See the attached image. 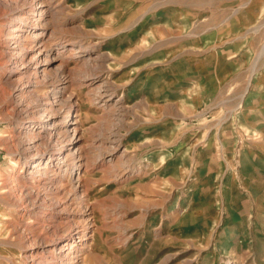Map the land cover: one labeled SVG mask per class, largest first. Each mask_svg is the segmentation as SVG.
Returning <instances> with one entry per match:
<instances>
[{
	"label": "rangeland",
	"instance_id": "obj_1",
	"mask_svg": "<svg viewBox=\"0 0 264 264\" xmlns=\"http://www.w3.org/2000/svg\"><path fill=\"white\" fill-rule=\"evenodd\" d=\"M41 6L50 12L51 44L70 41L86 52L66 50L59 57L64 73L58 72L57 62L44 77L30 79L32 87H27L20 66L8 77L10 51L5 44H14L6 31L15 23L31 38L25 25L36 22ZM237 9L245 11V33L233 28L230 16ZM230 42L240 50L233 59L241 66L237 76L212 68L232 47L219 48L214 58L211 47ZM200 56L206 64L196 71ZM212 73L219 76L215 93L193 98L192 81ZM60 77L67 82L62 101L68 99L69 104L56 114L71 112L79 137L73 149L80 150L81 168L71 174V159H61L29 173L28 157L50 152V138L42 130L60 116L47 121L55 113L46 115L42 105ZM235 77L242 78L233 86ZM256 80H264V0H0V264H82L97 244L106 246L98 235L115 233L106 221L119 210L135 208L132 215L140 205H148L156 207L158 216L162 204L169 202L177 218L188 209L193 215L198 206L204 209L211 196L203 193L200 170L196 178L194 148L216 141L230 124L235 144L246 140L231 122L240 88L246 83L247 90ZM42 114L47 117L40 119ZM28 120L33 124L27 125ZM57 156L52 153L53 159ZM220 197L214 196L218 213ZM82 212L88 247L67 260L39 256L41 243H34V237L49 243L63 236ZM172 238V245L184 248L178 244L186 243L185 236L174 232ZM177 261L171 259L170 264ZM198 263L194 259L191 264ZM254 264H264V258Z\"/></svg>",
	"mask_w": 264,
	"mask_h": 264
},
{
	"label": "crops",
	"instance_id": "obj_2",
	"mask_svg": "<svg viewBox=\"0 0 264 264\" xmlns=\"http://www.w3.org/2000/svg\"><path fill=\"white\" fill-rule=\"evenodd\" d=\"M245 7L246 4L242 9ZM239 11L237 9L230 17L233 28L237 32L241 28L245 33V11ZM214 40L212 38V44L216 43ZM230 46L232 52H228L222 62H214L212 68L215 71L220 68L222 71H234L237 76L241 66L233 59L240 50H235L233 42L222 47L212 46L211 57H217L219 48L225 51ZM195 63L196 71L206 64L201 56ZM241 78H233V86H236L237 80L241 82ZM192 82L191 87L195 88L193 98L198 94H214L220 84L219 76L215 73L203 76L201 80L195 78ZM208 84L210 91L207 90ZM240 93L231 123H235L236 131L245 134L246 140L240 145L235 140V144L230 137L233 125L230 124L221 129L216 141L209 140L194 148L196 178L200 170V178L205 179L203 193L211 196L205 208L198 206L194 215L188 209L184 216L177 218L176 214H171L169 202L162 204L163 214L158 216L154 213L156 207L148 205H140L136 208L137 214L132 215L135 208L119 210L106 221L111 223L115 233L112 237L98 235L106 246L99 247L97 244V248L83 257L82 264H170L171 259L176 258L180 262L175 264H191L194 259L199 261L198 264H254L264 258V80L249 82L247 90L245 83ZM236 146H239L238 149ZM216 195H222L219 202L221 213L214 206ZM168 208L169 213H165ZM183 209L178 207L175 210ZM207 231V243L203 246V236ZM174 232L175 235L185 236L186 243L178 244L184 248L170 243ZM188 255H192V258L188 259Z\"/></svg>",
	"mask_w": 264,
	"mask_h": 264
},
{
	"label": "bare ground",
	"instance_id": "obj_3",
	"mask_svg": "<svg viewBox=\"0 0 264 264\" xmlns=\"http://www.w3.org/2000/svg\"><path fill=\"white\" fill-rule=\"evenodd\" d=\"M39 11H40L39 12V18L36 20V22L29 23V24L25 25V30H26V28H29V33L31 34L30 35L31 38H26V36L22 33V31L17 28L18 25H16L15 23L11 25L12 29H8L6 31L8 37L13 42L12 44H14V45H11L12 47H10V44H8L9 42H7V44H5V47H7L10 51L8 53V61H7V66H8V64L10 65V66H8V68H9L8 72H7L8 77H13L15 75V73L17 72L16 70L13 69V67H15L17 65L20 66V69L24 71L23 72L24 76L28 77L27 82H26L27 87H32L29 84L30 79L36 78L37 74L38 75L42 74V76L44 77L46 75V72L49 71L50 69H52L53 66L57 62H58V64L56 66H58V69H57L58 72L64 73L65 71L63 69V66L60 65L61 63L59 62V60H60L59 57H60V54H64L66 50L67 51H73V54H78V53H84L85 54V52H86L84 47H78V48L74 47V44L71 43L70 41L64 42L62 40L63 42L58 43L57 45L51 44V39H52L54 32L52 29H50V26L48 25V20H49L48 18H50L49 17L50 12H48L46 7L42 8V6L40 7ZM6 26L7 25H5V27ZM20 35H23V38L21 41H17L16 39H19ZM60 78L61 79H58V80L56 79L52 83V85H50L51 89H50L49 94H51V96H49L48 97L49 100H47L42 105L43 107L46 108V109L43 108V111H45L46 115L49 116L51 113H55V115H54L55 117H51V119H47V121L48 120L51 121L53 118H58L60 116V119L58 120L59 122L50 124L49 128H47V129L44 128V130H42L43 132L44 131L47 132L45 134H48V136L50 138L49 139V141H50L49 145L51 146V147L49 146L50 152L45 153V154H39V155L38 154L31 155L30 157H28L29 173H31L32 171H33V173L40 171V169L44 170L43 166L45 164L55 165L58 163H62L63 161H61V159H71V165H69V168L72 167V168H70L71 174H73V169L77 170L78 167L81 166L80 164L82 161L79 163L80 158H79V153H78L80 150L73 149L75 144L79 140L78 139L79 137L77 135L76 127L73 126L75 123L73 121H71V112L65 111V113L63 112L64 115H57L56 114L57 111L59 112V110L60 111L62 110L63 106L66 107L69 104L68 99H66V101H62L63 92L66 88L67 82L65 81V78L64 79L62 77H60ZM94 78H96V77H94ZM105 86H106V84H105ZM104 89H102V91H104ZM97 90H99V89H97ZM55 108H57L58 110ZM70 109H71V106H70ZM46 115L44 116V114H42L41 116H39V118L41 119L43 117H47ZM34 121H37V120H34ZM38 122H40V121H38ZM25 123L27 125L33 124L30 120L25 121ZM39 124H42V123L40 122ZM68 127H69V129H68ZM51 135H52V137H51ZM53 136H55V138ZM114 140H115V138H114ZM111 144H113V142ZM54 146H58L59 148H54ZM28 152H30V151H28ZM52 153H58L57 158L53 159ZM41 160L45 161V163H43V161H41ZM41 165H43V166H41ZM66 167H68V164L66 165ZM77 184L75 185V189L78 188V187H76ZM78 216L79 217L81 216V218L78 222L76 221L77 223L74 222L75 225L72 224L73 226L72 227L70 226L71 228L68 229L64 235L62 234L63 236H57L55 238L50 239L49 243H45L46 241L43 238L44 236L42 237L43 239H41L40 236L34 237V240H33L34 243L36 241H38V243H41L39 245L40 246L39 252H38V253H40L39 256H45V257L50 258V259H54L56 257L62 258V256H63V257H65V260H67L69 258V256L72 255L74 252L81 251V250L83 251L88 247V245H87L88 239L86 236V230H87L86 228L87 227H86V221L84 219L85 214H84V212H82ZM88 219H89V217H88ZM81 222H83V223H81ZM88 227H89V225H88ZM60 233H62V231ZM60 233H58V234H60ZM51 264H52V262H51Z\"/></svg>",
	"mask_w": 264,
	"mask_h": 264
},
{
	"label": "built area",
	"instance_id": "obj_4",
	"mask_svg": "<svg viewBox=\"0 0 264 264\" xmlns=\"http://www.w3.org/2000/svg\"><path fill=\"white\" fill-rule=\"evenodd\" d=\"M79 260H80V257L78 256L76 261H79Z\"/></svg>",
	"mask_w": 264,
	"mask_h": 264
}]
</instances>
